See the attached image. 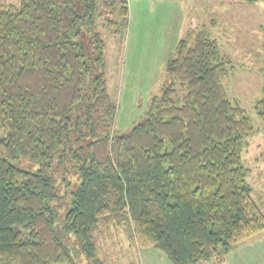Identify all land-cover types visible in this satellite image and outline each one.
Segmentation results:
<instances>
[{
    "label": "trees",
    "instance_id": "1",
    "mask_svg": "<svg viewBox=\"0 0 264 264\" xmlns=\"http://www.w3.org/2000/svg\"><path fill=\"white\" fill-rule=\"evenodd\" d=\"M117 1L126 16L128 0L0 2V264H78L55 227L64 162L62 229L91 264H107L97 235L112 223L172 264L222 262L264 232L244 161L255 127L225 86L232 60L205 28L178 43L141 120L116 132L100 20L115 28ZM255 110L264 120V83ZM21 157L46 167L27 170Z\"/></svg>",
    "mask_w": 264,
    "mask_h": 264
},
{
    "label": "rangeland",
    "instance_id": "2",
    "mask_svg": "<svg viewBox=\"0 0 264 264\" xmlns=\"http://www.w3.org/2000/svg\"><path fill=\"white\" fill-rule=\"evenodd\" d=\"M0 2L19 4L20 0H0ZM131 2L132 0L130 4ZM220 3H222L220 0H216V8H214L217 12L213 13V17L221 9ZM107 15L105 12L104 16ZM115 18L116 26L113 29L109 27L108 19L100 20V31L105 44L104 71L109 93L117 105L115 129L117 133H121L132 128L146 114L151 97L162 89L168 71L164 65H160L164 49L157 48L156 45V41L159 40L158 34L162 30L161 26H156V21L147 25L143 15L137 14L133 18L132 12L123 16L119 1L116 3ZM222 21L224 35L216 33L217 29H213V26L211 31L213 30L212 35L217 37L219 43L224 40L222 53L230 57L235 66L234 71L224 79L229 96L240 101L255 127V132L250 136L248 147L244 152V161L249 168L248 182L253 189V198L264 213V120L255 110L257 100L262 97L264 83V74L260 70L264 65L262 56L264 0L256 3H247V0H224ZM84 36L89 52L97 56V50L94 48L95 39L93 40L90 34ZM166 40H169L167 33L160 40L159 45L161 42L164 44ZM174 51L175 49H172V53ZM89 92L90 90H84V100L80 103L76 116L85 115ZM87 140L88 138H85L84 142ZM15 163L31 171L46 167L42 163L32 162L23 157ZM65 165L68 164L60 163L55 174L59 179L57 192L60 196L56 200L58 212L55 227L59 235L63 236L73 260L78 264H91L81 251L77 235L73 232L64 233L62 229L63 218L70 206V188H66L61 181L66 171L69 175L68 169L62 168ZM47 173L51 171L47 170ZM75 185L74 183L72 187ZM101 228L97 235L98 252L107 264H172L164 252L141 246L133 230L130 229L131 226L112 223L108 226L102 225ZM255 241L251 242L248 254H258L257 256L264 254V232L258 235ZM242 253L235 251L222 262L212 260L198 264H241L238 258Z\"/></svg>",
    "mask_w": 264,
    "mask_h": 264
},
{
    "label": "crops",
    "instance_id": "3",
    "mask_svg": "<svg viewBox=\"0 0 264 264\" xmlns=\"http://www.w3.org/2000/svg\"><path fill=\"white\" fill-rule=\"evenodd\" d=\"M220 1L222 2L220 3L221 9L214 17L212 16L213 13L217 12V9H215L216 0H132L131 4L128 0L127 14L132 12L133 18L137 14L143 15L147 25L156 21V26H161L162 30L158 34L159 40L156 41V45H158L157 48L164 49L160 65H164L167 70V63L175 56L178 43L183 39H188L192 43L197 30L205 28L212 35L213 30L211 31V27L213 26V29H217L216 33H220L221 36V33L224 35V23L222 21L224 18V0ZM240 2L244 3L245 1ZM166 33L169 40H166L164 44L161 42L159 45L160 40ZM212 36L217 39L215 35ZM219 45L224 52V40L220 41ZM172 49H175L173 53ZM168 78L167 72V78L163 85ZM254 241L255 239L250 240L235 248L227 255V258L235 251H242V255L238 258L241 264H264V254L259 256H257L258 254H248L252 245L251 242Z\"/></svg>",
    "mask_w": 264,
    "mask_h": 264
}]
</instances>
